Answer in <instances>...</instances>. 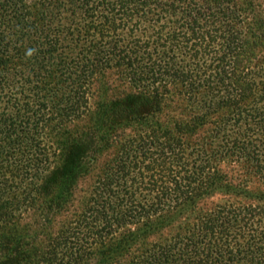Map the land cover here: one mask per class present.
I'll return each mask as SVG.
<instances>
[{"label": "trees", "instance_id": "trees-1", "mask_svg": "<svg viewBox=\"0 0 264 264\" xmlns=\"http://www.w3.org/2000/svg\"><path fill=\"white\" fill-rule=\"evenodd\" d=\"M241 160L264 181V0H0V264H264ZM90 175L36 247L18 214Z\"/></svg>", "mask_w": 264, "mask_h": 264}, {"label": "rangeland", "instance_id": "rangeland-1", "mask_svg": "<svg viewBox=\"0 0 264 264\" xmlns=\"http://www.w3.org/2000/svg\"><path fill=\"white\" fill-rule=\"evenodd\" d=\"M126 89V87H121ZM130 89L127 88L126 91ZM171 91L179 92L178 94L182 93V87L179 85H174L171 88ZM177 96V93H176ZM88 121H76L75 124L80 128L87 124ZM73 126V125H72ZM211 131L210 128H207L201 135L203 136V139H206V137H209V132ZM115 151H108L106 152L103 157L100 159V162H98L95 165V171L108 159H110L114 155ZM230 167H233L235 172L233 170H230ZM247 165L244 162V160H241L240 162H237V164L233 166H228L227 164H224L223 168L225 171H227L230 175H234L238 180L243 181L244 183L249 184V188L252 192L259 194L264 193V181H262L254 172H249L247 169ZM91 183H92V175L81 177L78 182L74 185V187H71V190H73V198L71 201L73 202V208L70 206V212L71 213H62L61 215H53L51 216V225H49L47 221V214H44L42 216L41 212L35 209H31L29 211H21V213L18 214L19 221L21 219V222H19V225L21 229L26 233H36L39 235L38 242L36 244V247L40 249H44L47 245V237L52 236L54 233H56L64 224L65 221H68L67 219L71 217V214L78 211V208L81 207L83 203V198L87 196V193L90 192L91 189ZM235 198H225L223 196H216L211 199L203 200V207L205 208H213L216 204H222L226 203L227 201H234ZM244 201V200H243ZM263 203V202H262ZM46 217V218H45ZM42 264H47L46 262H43Z\"/></svg>", "mask_w": 264, "mask_h": 264}]
</instances>
